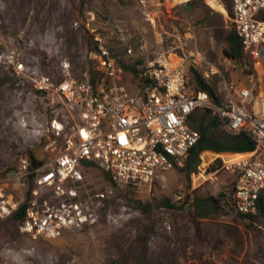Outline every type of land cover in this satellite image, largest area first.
Wrapping results in <instances>:
<instances>
[{
	"label": "rangeland",
	"instance_id": "rangeland-1",
	"mask_svg": "<svg viewBox=\"0 0 264 264\" xmlns=\"http://www.w3.org/2000/svg\"><path fill=\"white\" fill-rule=\"evenodd\" d=\"M230 8V0H191L160 10L151 0H0V193L24 195L11 179L20 155L49 156L48 124L64 118L61 100L36 91L34 79L59 81L65 60L74 77L89 71L98 79L95 34L128 66L129 86L135 81L130 67L166 53L177 34L228 78L247 83L256 77L249 55L233 60L224 52L234 29ZM17 62L26 67L21 73L13 70ZM254 106L261 113L257 101ZM215 157L204 152L198 168ZM179 167L152 184L115 183L99 165L86 168L84 181L73 186L79 202L90 205L88 220L49 240L23 232L13 215H0V264H264V217L227 206L199 217L194 205L198 196L227 198L234 177L224 171L215 180L203 171L187 176Z\"/></svg>",
	"mask_w": 264,
	"mask_h": 264
},
{
	"label": "built area",
	"instance_id": "built-area-1",
	"mask_svg": "<svg viewBox=\"0 0 264 264\" xmlns=\"http://www.w3.org/2000/svg\"><path fill=\"white\" fill-rule=\"evenodd\" d=\"M151 1L160 10L191 0ZM230 1L233 28L257 71L247 83L228 78L215 60L188 48L187 36L180 34L166 53L135 67L129 75L136 81L134 89L125 84L126 69L119 57L98 34L93 51L98 79L89 71L74 77L67 60L62 62L59 81L48 75L35 78L36 91H51L52 100L55 96L61 100L64 118L48 124L44 150L49 156L33 164L29 156L20 155L11 179L25 193L18 199L0 193V215L11 216L26 203L20 220L23 232L49 240L62 236L92 215L88 201L79 202L73 186L84 181L86 168L99 165L115 182L160 181L167 171L183 166L200 140L201 133L190 119L205 109L221 120L224 132L248 134L255 148L233 159L221 155L216 171L206 172L214 158L193 175L203 171L215 180L222 171L230 173L234 184L227 195V210L257 214L264 195V0ZM25 68L22 62L13 63L16 73ZM196 73L213 93L199 87ZM255 101L261 113L255 110Z\"/></svg>",
	"mask_w": 264,
	"mask_h": 264
},
{
	"label": "trees",
	"instance_id": "trees-1",
	"mask_svg": "<svg viewBox=\"0 0 264 264\" xmlns=\"http://www.w3.org/2000/svg\"><path fill=\"white\" fill-rule=\"evenodd\" d=\"M226 38L227 47L224 51L225 54L233 60L243 58L245 54L244 48L235 30H231L227 34ZM124 67L126 70L128 69V66L124 65ZM130 69L132 71H136L135 67H130ZM93 75L96 77L95 74ZM196 78L198 80L199 87L205 88L211 93H213L212 87L202 82L200 76L197 73ZM208 116H211L210 119H208ZM190 120L192 126L200 131L201 138L198 143L191 148L190 153L184 162V165L181 168L179 167L185 172L187 176H190L192 172H194L195 175H198V166L201 162V159H203L202 154L206 151L216 153L217 158L215 157V162L216 164L220 165L221 155H229V157L231 155L230 158L233 159L235 157H239L242 154L248 153L255 148V142L248 134H229L224 132V130L222 129L220 130L219 128L221 127V120L218 117L212 115L209 109L198 110L197 112L191 115ZM30 158L33 164H38L41 162L40 160H38V157L34 154H30ZM217 168L218 166H216L215 163H212V165L208 169V172H214ZM106 177L111 182H115L112 180L111 176L107 172ZM222 196L223 199H218L214 196L196 197L194 205L197 209L198 216L207 217L211 213L217 212L220 208L223 209L224 206H228L229 203L227 201L226 195L223 194ZM164 204L171 207L174 206V204L169 199H166ZM25 209L26 203L20 205L18 210L14 212L13 217L20 221L24 216ZM258 215L264 217V195L260 196Z\"/></svg>",
	"mask_w": 264,
	"mask_h": 264
},
{
	"label": "crops",
	"instance_id": "crops-1",
	"mask_svg": "<svg viewBox=\"0 0 264 264\" xmlns=\"http://www.w3.org/2000/svg\"><path fill=\"white\" fill-rule=\"evenodd\" d=\"M131 78V77H130ZM128 79V78H127ZM127 79H125V81L127 80ZM132 79H134V77H132ZM127 84V83H126ZM128 85V84H127ZM129 86V85H128ZM129 88L130 89H134L135 88V83H134V81H133V85H131V86H129Z\"/></svg>",
	"mask_w": 264,
	"mask_h": 264
},
{
	"label": "bare ground",
	"instance_id": "bare-ground-1",
	"mask_svg": "<svg viewBox=\"0 0 264 264\" xmlns=\"http://www.w3.org/2000/svg\"><path fill=\"white\" fill-rule=\"evenodd\" d=\"M208 1V0H207ZM209 3V2H208ZM210 4V3H209ZM211 6V5H210ZM212 7V6H211ZM212 8H214V7H212Z\"/></svg>",
	"mask_w": 264,
	"mask_h": 264
}]
</instances>
